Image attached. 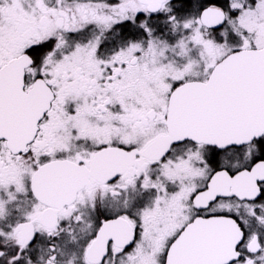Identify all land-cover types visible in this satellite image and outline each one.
<instances>
[{"label":"snow or ice","instance_id":"snow-or-ice-1","mask_svg":"<svg viewBox=\"0 0 264 264\" xmlns=\"http://www.w3.org/2000/svg\"><path fill=\"white\" fill-rule=\"evenodd\" d=\"M0 264H264V0H0Z\"/></svg>","mask_w":264,"mask_h":264}]
</instances>
